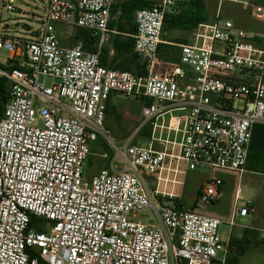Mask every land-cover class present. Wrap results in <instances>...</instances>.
Here are the masks:
<instances>
[{"label": "built area", "instance_id": "built-area-1", "mask_svg": "<svg viewBox=\"0 0 264 264\" xmlns=\"http://www.w3.org/2000/svg\"><path fill=\"white\" fill-rule=\"evenodd\" d=\"M125 1L47 0L39 28L14 36L2 14L19 10L0 0L7 54L0 64V264H224L220 224L231 229L237 215L254 211L246 200L224 221L180 201L188 172L243 171L251 128L264 123V37L217 11L177 45V59H165L158 53L164 16L193 0H146L134 12L132 36L140 74L109 69L101 46ZM213 1L264 23V4ZM55 24L90 32L94 51L62 46ZM111 94L143 102L141 123L121 140L105 126ZM144 128L147 137L139 135ZM99 141L110 149L99 157L114 166L120 160L121 170L103 167L88 178ZM220 185L215 178L203 184L197 202H211ZM151 210L152 225L135 221ZM258 233L264 239V229Z\"/></svg>", "mask_w": 264, "mask_h": 264}, {"label": "crops", "instance_id": "crops-1", "mask_svg": "<svg viewBox=\"0 0 264 264\" xmlns=\"http://www.w3.org/2000/svg\"><path fill=\"white\" fill-rule=\"evenodd\" d=\"M252 1L264 4V0ZM122 4L119 5V7L111 14V19L108 24L109 32L106 36V40L101 46L100 63L109 69L117 71H130L135 74H140L136 54L132 47V36L136 31L134 13L130 20L123 19L120 11ZM249 17L251 18L250 15ZM257 23L264 26V23L262 22L257 21ZM56 25L57 24H55V26ZM67 27L68 29L66 32L58 30L55 27L57 39L62 46H79L85 51H94V45L90 44V32L82 29L78 30L75 26ZM252 29L253 31L251 33L257 35L260 41L261 38L264 37V28L254 26ZM94 41L96 43V39H94ZM116 95L117 94H111L106 103V128H109L107 127V117H109V112L107 110L114 108V99ZM109 130L112 132L110 128ZM99 145L102 147L104 144L99 141L91 145V151L93 154L94 150H99L96 152L98 153V156L105 152L100 150ZM96 161L90 159L88 160L86 166H89L91 170L89 175L85 174L86 177L90 178L92 173L95 174L103 167L110 171L117 172L121 170L120 160L118 162L116 161V166L111 165L110 160H103L100 158V160ZM95 163L97 167L96 171L93 170ZM210 176L211 179L215 178L221 181L218 196L208 203L210 208L200 209L197 206H193L189 209L224 221L230 219L234 206L241 207L243 202L246 200L251 201V205L254 209L253 212H249L246 216H236V220L239 217H244L247 218V221H244L242 224L236 223V225L231 229L228 227L230 238L228 243H226L228 245V249L224 264H229L232 261L237 262L238 259L236 256L240 254L243 256L247 249L254 247L253 249L257 250L259 248L258 245L261 244L264 246V239H262L258 233L259 229H264V123L254 124L251 128V139L248 146V154L241 173L211 170ZM262 257L264 258V255Z\"/></svg>", "mask_w": 264, "mask_h": 264}, {"label": "rangeland", "instance_id": "rangeland-1", "mask_svg": "<svg viewBox=\"0 0 264 264\" xmlns=\"http://www.w3.org/2000/svg\"><path fill=\"white\" fill-rule=\"evenodd\" d=\"M47 5V0H14V7L19 10V12L12 14L10 12H4L2 17L7 21L8 27L12 35L25 34V31H36L40 25V19L45 11ZM207 11L209 13V17L213 19L217 11L220 12L222 18L231 19L234 21L235 25L245 30L247 33H251L253 31L254 26L263 27V25L255 22L253 19L249 17V13L243 11L238 5L223 3L219 8L217 4L213 0H207ZM33 15V18L31 17ZM58 30L66 32L68 27L66 25L57 24L55 26ZM76 32V31H75ZM29 33V32H28ZM170 36L172 38H180L189 40L191 34L187 32L181 31H173ZM165 39V38H163ZM177 47L175 44H171L170 47L162 48V51L166 54H174L176 53ZM7 54L4 51H0V64L5 61ZM45 84H51L50 78L45 79ZM143 102L129 97H123L121 95H116L114 99V108L109 110V117H107V127L112 130V134L114 139H124L125 137H130L131 134L137 129L139 124L142 121L141 117V106ZM108 128V129H109ZM140 145L145 144V139L139 138ZM100 150L106 151L110 153V149L106 145H99ZM99 150H94V154L90 157V160H100L98 156ZM119 160H117L118 162ZM97 162V161H96ZM91 168L86 166L85 174H90ZM93 170H97L96 163L93 167ZM93 172V171H92ZM94 173H92L93 175ZM211 170L209 169H199L192 172H188L185 177V186L182 192V199L185 208L189 209L193 206H197L200 209L210 208L208 203H198L197 196L199 189L203 184L208 182L211 179ZM91 175V176H92ZM146 178L149 177L148 174L144 173ZM152 189L153 187L149 185ZM180 193V188L176 190ZM155 214L154 211L151 210L149 212L143 211L138 214L137 219L135 221H140L147 225H152L153 218ZM244 221H247V218L239 217L236 220V223L242 224ZM218 234L223 243H228L230 238V234L228 232V225L225 223H221L218 228ZM232 236V235H231ZM258 249H253L251 247L246 250L243 256L237 255L238 261H232L229 264H264V246L261 244L258 245ZM245 250V249H244ZM243 252V253H244ZM222 259V254L219 253L217 255L216 261L219 262ZM218 264V263H213Z\"/></svg>", "mask_w": 264, "mask_h": 264}, {"label": "trees", "instance_id": "trees-1", "mask_svg": "<svg viewBox=\"0 0 264 264\" xmlns=\"http://www.w3.org/2000/svg\"><path fill=\"white\" fill-rule=\"evenodd\" d=\"M146 0H128L121 7V16L125 20H130L133 13L139 9L146 7ZM209 13L207 11V0H193L191 2L181 3L178 9L173 13H167L164 16L163 28H162V43L159 45L158 53L165 59H177V50L174 54H166L162 48L170 47L171 44L177 45L187 43V39L172 38L170 34L173 31H181L192 33L196 26L201 22L210 21ZM78 30H81L78 28ZM90 34V33H89ZM90 44L94 45L95 41L90 34ZM165 38V39H163ZM178 49V48H177ZM137 58V56H136ZM2 82H0V116L2 114L3 106L5 104V95L2 88ZM109 112V110H107ZM149 134L146 128L139 131L141 137H147ZM180 204L184 206L183 201Z\"/></svg>", "mask_w": 264, "mask_h": 264}]
</instances>
